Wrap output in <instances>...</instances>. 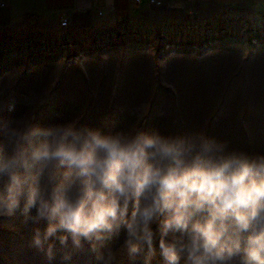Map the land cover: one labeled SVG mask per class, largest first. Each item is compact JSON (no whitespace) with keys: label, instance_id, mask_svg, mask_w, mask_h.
I'll return each mask as SVG.
<instances>
[{"label":"clouds","instance_id":"clouds-1","mask_svg":"<svg viewBox=\"0 0 264 264\" xmlns=\"http://www.w3.org/2000/svg\"><path fill=\"white\" fill-rule=\"evenodd\" d=\"M15 111L0 104V222L22 218L46 264H264V150Z\"/></svg>","mask_w":264,"mask_h":264},{"label":"rangeland","instance_id":"rangeland-1","mask_svg":"<svg viewBox=\"0 0 264 264\" xmlns=\"http://www.w3.org/2000/svg\"><path fill=\"white\" fill-rule=\"evenodd\" d=\"M152 9L108 26L86 19L45 36H0V104L14 100V116L41 123L196 130L264 150V0L204 13ZM31 235L22 218L0 222V264H46ZM52 264H63L59 253Z\"/></svg>","mask_w":264,"mask_h":264},{"label":"crops","instance_id":"crops-1","mask_svg":"<svg viewBox=\"0 0 264 264\" xmlns=\"http://www.w3.org/2000/svg\"><path fill=\"white\" fill-rule=\"evenodd\" d=\"M250 0H177L164 6L165 12L209 11L219 7H233ZM163 8V7H162ZM146 3L132 0H0V36L11 33L27 34L34 29L55 34L66 28L80 26L85 20L91 25L108 26L113 23L142 19L152 11ZM100 12V15L98 14ZM66 20V26L60 22ZM15 40V37L12 39Z\"/></svg>","mask_w":264,"mask_h":264},{"label":"built area","instance_id":"built-area-1","mask_svg":"<svg viewBox=\"0 0 264 264\" xmlns=\"http://www.w3.org/2000/svg\"><path fill=\"white\" fill-rule=\"evenodd\" d=\"M132 1L134 4L146 3L149 6L160 8V7H164V6H171L177 0H132ZM98 14L100 15V12H98ZM66 23H67L66 20H62L60 22V27H65Z\"/></svg>","mask_w":264,"mask_h":264}]
</instances>
